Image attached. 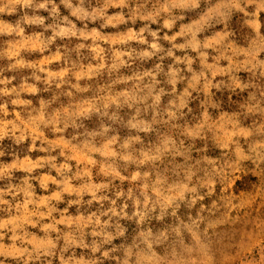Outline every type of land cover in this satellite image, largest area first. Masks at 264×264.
<instances>
[{
  "label": "clouds",
  "instance_id": "obj_1",
  "mask_svg": "<svg viewBox=\"0 0 264 264\" xmlns=\"http://www.w3.org/2000/svg\"><path fill=\"white\" fill-rule=\"evenodd\" d=\"M0 264H264V0H0Z\"/></svg>",
  "mask_w": 264,
  "mask_h": 264
}]
</instances>
